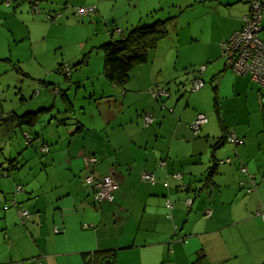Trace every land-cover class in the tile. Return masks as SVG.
I'll use <instances>...</instances> for the list:
<instances>
[{
  "label": "crops",
  "instance_id": "obj_1",
  "mask_svg": "<svg viewBox=\"0 0 264 264\" xmlns=\"http://www.w3.org/2000/svg\"><path fill=\"white\" fill-rule=\"evenodd\" d=\"M195 1L214 3L203 13L208 17L189 32L175 33L163 47L167 59L156 50L175 20L166 17L172 18L167 35L146 62L129 72L122 87L104 77L103 63L92 69L82 59L80 72H85L64 78L66 88L54 91L63 105L53 101L1 111L36 112L37 117L31 126L0 125V264H86L94 254L106 256L108 264H193L201 252L204 264H264V221L259 215L264 213V106L257 84L248 75L225 70L220 58V43L242 28L249 5L246 0ZM64 2L95 5L97 16L106 9L104 0ZM160 10V1H150L127 22L133 28L161 20ZM220 11L222 17L212 20ZM11 17L9 13L4 20ZM115 28L111 31L120 38L128 31ZM27 33L21 38L30 37L31 29ZM259 36L264 40V17ZM194 64H207L200 76L205 86L183 100L178 96L182 83L170 90L168 81L180 80ZM77 67L72 71L77 73ZM185 74L187 81L191 74ZM154 84L164 86L168 96L154 99L149 93ZM78 93L87 103L94 98L96 106H75ZM146 113L153 118L148 126L142 119ZM200 113L207 122L194 135L190 124ZM26 132L36 136L29 145L22 136ZM230 134L240 143L228 141ZM42 143L48 146L45 153ZM212 157L224 162L206 182ZM110 172L117 184L113 201L97 204L84 179ZM143 173L153 174L155 183L143 181ZM175 173L182 177L174 178ZM250 180L255 184L247 192ZM17 186L21 190L16 192ZM187 198H192L190 206ZM18 209L29 213L24 222Z\"/></svg>",
  "mask_w": 264,
  "mask_h": 264
},
{
  "label": "rangeland",
  "instance_id": "obj_2",
  "mask_svg": "<svg viewBox=\"0 0 264 264\" xmlns=\"http://www.w3.org/2000/svg\"><path fill=\"white\" fill-rule=\"evenodd\" d=\"M6 1L0 0V110L4 112L14 107H19L23 111L31 106H39L38 103L52 105L53 101L56 102V106L63 105L61 94L54 93L58 86L61 90L66 88L64 73L62 70L57 71L59 64L71 68V74L68 73L69 78L70 76L76 78L85 72H80V64L77 73L76 70L72 71L75 69L73 65L82 59L89 60L92 69L98 61L102 65L103 52L100 46L110 40L111 30L117 27L123 29L125 33L132 27L127 22L128 19L133 18L140 9H144L148 2L157 0H104L105 12L101 11L102 14L99 16L91 13L84 17L75 15V9L82 6H71L68 2H64L65 0H40L41 5L38 4V8L42 13L34 14L30 11L29 0H19L18 3L12 1L9 5ZM158 1L162 6V10L158 12L161 16L159 19L175 17V20L168 24L169 34L156 48L159 56L166 58L168 50L163 47L169 45L168 42L175 38V33L179 32L182 35L189 32L190 26L194 28L193 26L202 17H208L203 13L214 6V3L195 0ZM172 2L180 3V8L172 7ZM47 11L58 12L61 16L56 20L46 21L44 13ZM9 13L12 17L8 21L4 20ZM24 14H28L29 18L43 25L30 23L29 20H25ZM222 14L221 11L219 14L215 12L212 20H219ZM155 20L157 18L141 24H149ZM29 29H31L30 37L21 38L22 35L28 34ZM113 38L119 39L120 35L115 32ZM3 57L10 59V62L3 60ZM221 60L223 61L222 58ZM199 68L200 64L189 66L187 71H183L180 80L168 81L169 89L172 90L174 84L179 87L181 82V93L178 96L182 95L183 100H186L190 94L200 92L203 88L198 91L191 90V81ZM186 72L191 74L187 81ZM206 86H209L208 82ZM82 96L81 93L77 94L75 106H96L94 98L90 99L91 103H87V98ZM91 200H93L92 196Z\"/></svg>",
  "mask_w": 264,
  "mask_h": 264
},
{
  "label": "built area",
  "instance_id": "obj_3",
  "mask_svg": "<svg viewBox=\"0 0 264 264\" xmlns=\"http://www.w3.org/2000/svg\"><path fill=\"white\" fill-rule=\"evenodd\" d=\"M15 0H7L6 4ZM249 5V11L246 15L243 16V26L241 29L233 32L226 40L220 43V56L223 59L224 67L227 70L237 74V75H248L250 79L255 82L258 86V97L262 105L264 106V40L260 38L259 33L262 31V19L264 17V1L263 0H246ZM33 13H40L35 7H32ZM95 12V6L89 7H78L75 9V15L79 17L87 16ZM61 15L60 13L54 14H45L46 20H56ZM119 31V30H118ZM205 65L200 66L197 71V75L191 81V90L198 91L204 86V82L200 78ZM63 70L68 74V66L64 65ZM149 93L154 99L162 100L164 97L168 96L166 88L159 84H154ZM172 112V109L169 110ZM143 122L145 126H148L152 123V115L146 113L143 115ZM207 122V118L204 114H197L194 121L190 124V129L194 135H196L201 126ZM228 141L238 144L240 140L230 134L228 136ZM47 147L43 146L41 148L42 152L47 151ZM91 163H95L96 159L94 157L88 158ZM229 159H226V162ZM224 160H220L219 163H223ZM161 166H164L165 163L161 162ZM240 172L245 175H249L248 170L245 166L239 167ZM174 178L180 179L181 174L175 173ZM251 177V176H250ZM142 180L153 185L155 179L153 174L143 173ZM85 185L90 190L93 198V202L99 204L101 202H112L113 201V192L117 187L115 177L113 172H110L107 176L102 178L94 177L92 174H88L84 179ZM254 181L250 180V186L246 189L247 192H251L254 188ZM167 186V182L164 183ZM181 189H185V186L182 185ZM21 190L20 186L16 187V192ZM191 198L185 200V204L189 206L191 204ZM11 205L17 207L15 200L11 201ZM169 206V204H168ZM18 216L21 222H24L25 219L29 217L28 211L18 209ZM209 211L205 213L206 217L209 216ZM259 214V213H258ZM264 221V213L259 214ZM55 232L58 230L55 228Z\"/></svg>",
  "mask_w": 264,
  "mask_h": 264
},
{
  "label": "trees",
  "instance_id": "obj_4",
  "mask_svg": "<svg viewBox=\"0 0 264 264\" xmlns=\"http://www.w3.org/2000/svg\"><path fill=\"white\" fill-rule=\"evenodd\" d=\"M18 1L19 0H15L14 2H18ZM39 2L40 0H29V6H30L31 13H33L31 10L32 7L37 8L38 10H40V13H42L41 9L38 8V4H40ZM95 12H96V8H95ZM48 13L51 15L54 14V13H51L50 11H47L46 13H44V18H45V14H48ZM171 19L172 18L170 17L165 20H156L148 25L146 24L138 25L128 30L125 33V35H123L119 39H114L112 37L113 31H111L110 40L101 44L100 46L103 52V75L104 77L109 82L122 87L127 81L129 72L133 70V68L136 65L146 62L148 53L152 50L155 44L160 39L164 38L167 35V24H168V21H170ZM46 21H53V20H46ZM3 60L9 61L8 58H4ZM80 63L81 62L76 63L74 67L78 66ZM61 70L64 73L65 78H67L69 74H66L65 73L66 71L63 70V65L59 64L57 71H61ZM68 70L70 73L71 68L69 66H68ZM36 117H37L36 112H25L21 115H18L15 112H11L10 115H7V114L2 113L0 110V125L8 126L10 124L17 123V124H26L28 126H31V125H34ZM22 136L25 140L26 145H29L30 142L34 138V137L31 138L27 134V132L23 133ZM34 139H36V136ZM41 146L42 147L46 146L48 148V146L44 145V143H42ZM41 146H40V150L42 148ZM212 162L213 164L208 169V173L206 177L204 178L206 182H207V179L208 180L211 179V176L214 173V169L219 163L215 161L213 157H212ZM11 163L12 162H10L9 165H11ZM4 173L8 174L7 170L4 171ZM183 185L185 186V189H183V191H187L189 189L187 184L186 185L183 184ZM195 192L197 191H194V193ZM109 257L112 263H114V261L112 260L114 257V254L112 252L110 253ZM105 258L106 256H103L102 254H94L93 260H91V262L90 261L86 262V264H104L103 262L105 261ZM203 259H204V254L201 252L198 254L197 258L193 261V264H204V262L201 261Z\"/></svg>",
  "mask_w": 264,
  "mask_h": 264
},
{
  "label": "water",
  "instance_id": "obj_5",
  "mask_svg": "<svg viewBox=\"0 0 264 264\" xmlns=\"http://www.w3.org/2000/svg\"><path fill=\"white\" fill-rule=\"evenodd\" d=\"M110 262V260H106L104 264H108Z\"/></svg>",
  "mask_w": 264,
  "mask_h": 264
}]
</instances>
